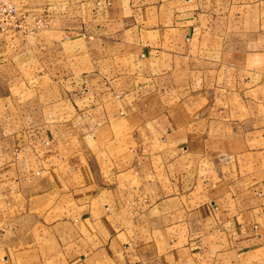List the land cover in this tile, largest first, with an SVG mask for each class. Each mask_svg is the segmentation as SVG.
Instances as JSON below:
<instances>
[{
  "label": "crops",
  "instance_id": "0c3cea01",
  "mask_svg": "<svg viewBox=\"0 0 264 264\" xmlns=\"http://www.w3.org/2000/svg\"><path fill=\"white\" fill-rule=\"evenodd\" d=\"M16 2L0 264H264V0Z\"/></svg>",
  "mask_w": 264,
  "mask_h": 264
},
{
  "label": "rangeland",
  "instance_id": "374dc122",
  "mask_svg": "<svg viewBox=\"0 0 264 264\" xmlns=\"http://www.w3.org/2000/svg\"><path fill=\"white\" fill-rule=\"evenodd\" d=\"M31 68L32 67H28L27 69L29 70ZM4 69L11 70V72L8 73L7 71L5 77L2 76L0 78V92L8 93L10 91L11 94L16 97L19 105L24 104L25 97H31V89H28L27 87H30L36 78L31 75L32 73L25 76L26 74L24 73H26V69L24 65L21 68L17 65L11 64ZM19 70H22L21 74ZM18 108L23 109L22 106H18ZM18 113L21 114V110H18Z\"/></svg>",
  "mask_w": 264,
  "mask_h": 264
},
{
  "label": "built area",
  "instance_id": "2783aa9c",
  "mask_svg": "<svg viewBox=\"0 0 264 264\" xmlns=\"http://www.w3.org/2000/svg\"><path fill=\"white\" fill-rule=\"evenodd\" d=\"M45 18L35 20L37 27L45 23ZM27 17L20 15V8L16 0H0V33L8 29H22L25 27Z\"/></svg>",
  "mask_w": 264,
  "mask_h": 264
}]
</instances>
